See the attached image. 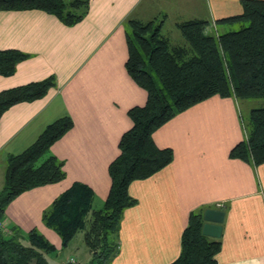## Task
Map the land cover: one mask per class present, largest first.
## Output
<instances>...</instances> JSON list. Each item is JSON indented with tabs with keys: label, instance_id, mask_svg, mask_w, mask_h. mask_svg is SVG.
<instances>
[{
	"label": "crops",
	"instance_id": "0c3cea01",
	"mask_svg": "<svg viewBox=\"0 0 264 264\" xmlns=\"http://www.w3.org/2000/svg\"><path fill=\"white\" fill-rule=\"evenodd\" d=\"M243 10L241 0H90L87 14L68 25L38 8L0 9V49L27 54L13 73H0V93L49 76L55 80L45 95L17 102L0 115V191L11 154L25 150L57 118L67 115L74 122L40 160L61 159L65 177L11 200L3 219L9 227L24 236L38 229L58 247L52 253L58 260L61 238L44 223V211L75 182L92 188L93 210L104 206L109 165L132 126L128 109L147 99L146 89L126 69L129 18L164 17L162 32L180 39L182 34L164 29L189 18L209 20L210 29ZM244 137L240 102L233 96L213 95L159 126L154 141L172 149L173 157L129 184L136 202L123 210L119 246L109 264L172 263L181 253L190 214L207 208L225 213L218 264H264V162L230 155ZM76 257L88 262L87 244Z\"/></svg>",
	"mask_w": 264,
	"mask_h": 264
},
{
	"label": "trees",
	"instance_id": "16d2710c",
	"mask_svg": "<svg viewBox=\"0 0 264 264\" xmlns=\"http://www.w3.org/2000/svg\"><path fill=\"white\" fill-rule=\"evenodd\" d=\"M241 2L243 13L216 21L247 23L236 30L210 32L211 23L203 18L177 22L188 42L184 45L172 44L162 32L164 17L126 21L127 31H131L126 69L146 89L147 99L128 109L132 126L122 134L120 152L109 165L111 186L104 206L93 210L92 188L75 182L42 217L60 236L59 248H65L79 230H85L91 257L87 263L77 264L110 263L119 241L118 234L115 240L108 235L118 230L123 210L136 202L128 192L129 184L150 176L171 161L172 149L159 147L154 141L153 132L159 126L213 95L233 96L237 100L264 97V0ZM89 7L90 0H0V9L38 8L55 14L68 25L80 21ZM26 56L19 50L0 49V73H13ZM54 84V77L49 76L2 91L0 115L17 102L45 95ZM249 117L248 123L243 122L245 137L231 149L230 155L257 165L264 162V106L251 108ZM73 125L70 116L59 117L25 150L8 157L6 180L0 191V220L5 217L8 203L23 191L65 177L61 159L50 155L40 160ZM204 223V209L190 214L182 233L181 253L170 264H218L216 254L221 240L203 233ZM10 230L5 233L0 227V264H53L47 253L58 247L38 229L28 231L27 237L17 227L11 226Z\"/></svg>",
	"mask_w": 264,
	"mask_h": 264
},
{
	"label": "rangeland",
	"instance_id": "374dc122",
	"mask_svg": "<svg viewBox=\"0 0 264 264\" xmlns=\"http://www.w3.org/2000/svg\"><path fill=\"white\" fill-rule=\"evenodd\" d=\"M245 24H247L246 22H240V21H235L232 22V25L230 24H223L218 22L215 27L212 26L210 28V32H224L227 30H236L241 28L242 26H244ZM215 29V30H214ZM214 30V31H213ZM164 31H173V33H180V30L174 26H167ZM176 31V32H174ZM170 40L172 44H179V45H184V44H188V42L186 41V39L183 36H180V39H178V37L176 36V34L170 36ZM240 102V111H241V115H242V120L245 123H248L249 121V114H250V110L253 107H259V106H264V97H254V98H244V99H240L238 100ZM249 128V127H248ZM48 155V154H47ZM7 221H4L2 224H6ZM3 230H5V233H10V232H6V230H10L9 224L7 223ZM11 231V230H10ZM114 233V235H113ZM113 235V237H111ZM109 238L110 240H115V237L117 236V231L115 232H110L109 233ZM24 243H28V241L26 239H23ZM85 239H84V231L81 229L79 230L75 236L71 239V241L68 243V245L63 248L60 249L58 252V260L54 259L56 254H52V253H47V257L51 260V262L53 264H63V261H65V263L69 262L71 260V258H75L77 261H80L76 256H81L82 255V249L85 247ZM76 255V256H75Z\"/></svg>",
	"mask_w": 264,
	"mask_h": 264
},
{
	"label": "water",
	"instance_id": "95a60500",
	"mask_svg": "<svg viewBox=\"0 0 264 264\" xmlns=\"http://www.w3.org/2000/svg\"><path fill=\"white\" fill-rule=\"evenodd\" d=\"M224 214L223 210L207 208L204 211L205 223L203 225V233L211 237H220Z\"/></svg>",
	"mask_w": 264,
	"mask_h": 264
},
{
	"label": "built area",
	"instance_id": "2783aa9c",
	"mask_svg": "<svg viewBox=\"0 0 264 264\" xmlns=\"http://www.w3.org/2000/svg\"><path fill=\"white\" fill-rule=\"evenodd\" d=\"M217 204H218V206L223 205L220 202H218ZM3 222H4V220H0V227H2V228H4V226L6 225V224H2ZM6 231H9V230H6ZM70 263L71 264H77L78 262H77V260L75 258L74 259L71 258Z\"/></svg>",
	"mask_w": 264,
	"mask_h": 264
}]
</instances>
